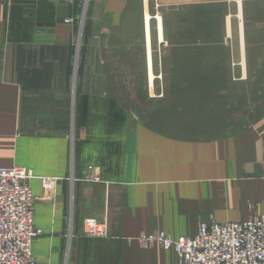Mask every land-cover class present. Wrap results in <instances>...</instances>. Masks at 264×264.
Segmentation results:
<instances>
[{
  "label": "crops",
  "instance_id": "0c3cea01",
  "mask_svg": "<svg viewBox=\"0 0 264 264\" xmlns=\"http://www.w3.org/2000/svg\"><path fill=\"white\" fill-rule=\"evenodd\" d=\"M84 1L0 0V167L35 177L28 186L42 231L31 248L38 264H177L173 250H143L126 238L193 237L199 222H242L248 204L264 201V113L218 135L204 124L217 122L215 111L186 110L201 102L202 91L187 88H201L203 75L215 88L264 87L261 74L250 78L264 72L253 61L264 41H250L264 38L254 26L264 23V0H174L183 4L177 13L162 9L160 81L151 0H88L83 15ZM205 5L216 11L203 16ZM223 20L232 45L224 78ZM203 21L215 24L217 40L207 72ZM40 178L57 179L52 202L42 200ZM89 218L106 224V237L84 236Z\"/></svg>",
  "mask_w": 264,
  "mask_h": 264
},
{
  "label": "built area",
  "instance_id": "2783aa9c",
  "mask_svg": "<svg viewBox=\"0 0 264 264\" xmlns=\"http://www.w3.org/2000/svg\"><path fill=\"white\" fill-rule=\"evenodd\" d=\"M33 178L24 167H0V264H38L31 253L34 239L42 235L34 224L36 198L28 186ZM39 180L42 200L52 202L57 179ZM262 207L259 215L258 205L249 206L251 215L242 222L200 223L193 237L172 239L157 232L142 235L139 243L146 249L159 245L173 250L177 264H264V203ZM83 234L106 237V224L85 219Z\"/></svg>",
  "mask_w": 264,
  "mask_h": 264
},
{
  "label": "rangeland",
  "instance_id": "374dc122",
  "mask_svg": "<svg viewBox=\"0 0 264 264\" xmlns=\"http://www.w3.org/2000/svg\"><path fill=\"white\" fill-rule=\"evenodd\" d=\"M169 2L167 3H162V0H151V4H150V11H149V15L151 18V26H153V30H152V40H153V50H154V63H155V68H154V79H156V81H160L161 79L164 78V74L161 73V65L162 64V60H163V46H165L167 43L166 42H159V44L157 43V38H156V32H155V21H156V17L159 16L162 21L164 20L163 14H162V9H168L166 11V15L170 14V13H177L178 9L182 8L181 6H178V4L176 2H174V0H168ZM88 0L84 1V5H83V15L85 14L86 11V4H87ZM177 4V6H176ZM169 5L170 7L165 8L164 7ZM208 5H205L202 12L203 16L206 14H211V12L216 11L215 7H207ZM204 19V18H203ZM150 21V20H149ZM164 23V21H163ZM215 24H211L210 22H206L203 21L202 24V29H201V33L200 34H206L205 37L206 39L203 40L205 42V44L202 45V47H200V53L202 54V58H203V62L201 64V68L203 70V72H207L209 69H211L212 63L211 62V58L212 56H210L209 51L211 48H213L215 46V43L217 42V40H215L214 38H211V34H215L213 33L211 27H213ZM218 25L221 26V30L222 32L220 39H218V44L217 47H222L220 48V51H223V53L218 54V70L220 71L221 75L218 77H225V69H226V65L225 62L223 60H226L227 56L225 54V49L224 48H232V45L230 43V40L227 42L225 35H224V20L223 22H218ZM257 25L259 27H257ZM255 26V30L257 32V28H262L264 29V23H259L257 22V24H254ZM157 22H156V29H157ZM259 32V31H258ZM219 34V36H220ZM256 33L253 37V39H250V41L252 43H256V42H262L264 41L263 35L262 34H258ZM134 37H132L131 39L134 40L136 35H133ZM94 39H97V37H94ZM137 40V39H136ZM209 42H212L211 44ZM264 43V42H263ZM263 46V45H262ZM215 48V47H214ZM264 52L260 51L259 55H255V59L253 60L254 63H264V61L259 60V58L261 57V54H263ZM223 61V62H222ZM198 65V64H197ZM217 66V65H216ZM215 66V67H216ZM261 74V77H264V72L260 71V72H254L253 76H250V78H257V74ZM210 78V75H203L201 83H202V87L201 88H187V93H191V94H195L192 93V91H188V90H201L202 92H199L198 94L202 95V99L201 102L199 103H187L186 104V110L187 111H193V110H197V113H199L200 111H215L217 113V115L219 116V119H217V122H215L214 120L210 121L209 119H204L205 121V125L207 127H212L214 129L212 130H217L219 133L218 135H222V134H227L228 132H236L238 130H240L242 124L244 123H250L252 124L253 122L256 121L257 116H260L264 113V87L258 86L256 85V82H248V88H238V87H210L207 84V80ZM158 89V88H157ZM160 89V88H159ZM240 91H243L244 94L239 93ZM216 92L218 93V95H216ZM159 96V94H156L154 97L155 99H157L156 97ZM160 104V103H159ZM159 106V105H158ZM209 115V113H208ZM247 116H250L249 118H247ZM242 117H246V119H243ZM215 135V136H218ZM214 136V135H213ZM213 136H205V137H213ZM262 203H250L248 204V210H249V206H255L258 205V208L261 206L262 207ZM258 208H256V213L258 212ZM263 208V207H262ZM210 222H216L213 219L210 218V220L208 222H199L200 223H210ZM217 223V222H216ZM198 224V225H199ZM197 225V226H198ZM159 233H164L165 235L169 236L170 238H172L169 234L162 232V231H157ZM157 232H153V233H157ZM151 233V234H153ZM144 235H150V234H139L136 237L133 238H126L128 242H130L129 240H131V242H135L141 249L146 250V248L142 247L139 243V238ZM179 238V237H178ZM172 239H177V238H172ZM159 246V245H158ZM160 247V246H159ZM161 248V247H160ZM164 250V249H163Z\"/></svg>",
  "mask_w": 264,
  "mask_h": 264
}]
</instances>
